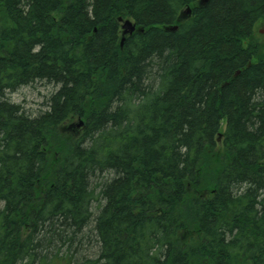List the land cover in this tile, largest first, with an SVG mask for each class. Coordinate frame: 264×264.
<instances>
[{
    "label": "trees",
    "instance_id": "16d2710c",
    "mask_svg": "<svg viewBox=\"0 0 264 264\" xmlns=\"http://www.w3.org/2000/svg\"><path fill=\"white\" fill-rule=\"evenodd\" d=\"M200 1L0 0V264H264V0Z\"/></svg>",
    "mask_w": 264,
    "mask_h": 264
},
{
    "label": "rangeland",
    "instance_id": "374dc122",
    "mask_svg": "<svg viewBox=\"0 0 264 264\" xmlns=\"http://www.w3.org/2000/svg\"><path fill=\"white\" fill-rule=\"evenodd\" d=\"M263 29L264 22L258 24L257 26L256 40L264 46V33H261ZM54 91L55 88L52 85H48L45 83H36L33 86L22 88L17 93L11 95L9 98L13 103L22 105L28 114L34 115L38 114L42 110L44 111L47 109L48 99ZM69 124L78 125L79 123L78 121L74 120ZM74 254H76V251ZM83 257L84 259L94 258L88 253L83 254Z\"/></svg>",
    "mask_w": 264,
    "mask_h": 264
},
{
    "label": "water",
    "instance_id": "95a60500",
    "mask_svg": "<svg viewBox=\"0 0 264 264\" xmlns=\"http://www.w3.org/2000/svg\"><path fill=\"white\" fill-rule=\"evenodd\" d=\"M190 9L186 11L185 14H190ZM119 21L122 23V29H123V36L131 35L136 30V25L131 20H123L122 18L119 19ZM177 26L171 27L170 30L174 31L177 30ZM261 33H264V29L261 31ZM124 42V38L122 40V45Z\"/></svg>",
    "mask_w": 264,
    "mask_h": 264
}]
</instances>
